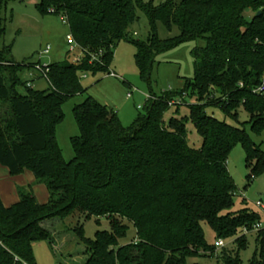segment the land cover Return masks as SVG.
I'll list each match as a JSON object with an SVG mask.
<instances>
[{"label":"trees","instance_id":"obj_1","mask_svg":"<svg viewBox=\"0 0 264 264\" xmlns=\"http://www.w3.org/2000/svg\"><path fill=\"white\" fill-rule=\"evenodd\" d=\"M7 1L0 0V38ZM36 8L41 16L65 18L79 55L47 64L49 89L24 84L26 94H21L18 73L40 61L17 63L10 46L0 48V107L7 106L5 114L0 112V165L10 175L30 171L49 193L47 202L39 203L31 186H18L17 202L5 206L0 198V264H36L33 243L53 242L42 222L74 212L109 220V230L94 239L86 238L82 227L76 230L85 248L83 264H203L189 260L214 256L215 264H241L244 230L256 234L248 264H264V226L254 230L261 215L247 208L231 211L237 186L227 169L230 151L241 144L250 169L247 178L254 179L264 173V150L243 126L206 110L217 107L236 120L242 107L251 129L264 131V94L252 91L264 75V0H166L159 6L142 0H40ZM247 8L256 11L250 20L243 14ZM138 9L150 24L145 41L129 35ZM156 22L179 33L161 40ZM122 39L135 46V62L146 80L159 53L183 41L203 39L205 45L192 49L194 74L184 86L151 93L146 113L130 126L92 96L76 104L72 111L79 134L71 138L73 158L65 161L55 137L64 117L62 104L85 92L82 73H110L113 47ZM174 100L186 104L201 137L199 147L189 145L184 118L164 121L168 102ZM120 219L135 228V237L125 244L119 240L128 226ZM203 222L217 239H233L235 249L222 247L215 254Z\"/></svg>","mask_w":264,"mask_h":264},{"label":"rangeland","instance_id":"obj_2","mask_svg":"<svg viewBox=\"0 0 264 264\" xmlns=\"http://www.w3.org/2000/svg\"><path fill=\"white\" fill-rule=\"evenodd\" d=\"M40 0H8L1 9V17L4 19L5 32L0 38V48L10 46V57L17 63L32 64L40 61V64H50L65 59L75 60L79 50L75 45L67 43V36L70 35L68 24L62 15L47 14L41 16L36 8ZM150 2L153 6H159L166 0H142ZM256 13L254 8H247L243 11L244 17L250 20ZM137 19L129 28L131 39L145 41L150 32V24L146 15L138 9ZM156 34L159 39L166 40L175 37L179 31L176 27L168 30L162 23L156 22ZM49 46V51L42 54L41 51ZM203 39L183 41L166 51L159 53L150 73L149 80L140 76L139 69L135 62V46L127 40H120L113 47V58L108 71L111 74L85 72L80 75V85L85 92L69 98L62 104L63 120L55 127V137L62 157L70 161L74 156L71 145V138L78 136L79 129L73 116V107L82 103L87 95L92 96L98 102L112 108L117 114L123 126H130L134 120L146 113L150 94L156 96L163 91L177 90L184 86L186 78L194 74V58L191 51L194 47L204 46ZM96 55V54H95ZM3 65V64H2ZM0 65V66H2ZM3 69V68H2ZM4 71V70H3ZM33 75V76H32ZM22 85L18 86L21 94H26L24 84H30L32 90H47L49 83L36 71L25 67L18 73ZM129 95V96H128ZM186 103H191L190 96L185 97ZM175 104L164 113V121L171 117L184 118L187 131V141L192 147L201 145L199 136L194 124L189 118V110L186 104ZM1 114L7 112V106L0 107ZM207 112L218 120H225L227 123L243 126L250 139L262 150H264V131L256 133L251 129L247 121L249 114L239 107L236 120L225 116L217 108L209 106ZM228 173L233 179L237 190L234 197V205L231 211H239L247 208L261 215L264 224V173L249 179L250 169L246 166L245 152L241 144L235 145L230 151L227 159ZM242 199L245 201L242 202ZM257 201L262 206L256 204ZM98 220V222H97ZM121 224H127L126 237L119 240L125 244L135 237V228L131 222L120 219ZM42 225L49 229L53 235V242L50 245L46 241H37L33 244V255L36 264H83L86 256L83 254L84 244L77 237V229L82 227L83 235L86 238L94 239L97 232L109 230V220L106 217L86 218L79 212L67 215L63 218H54L42 222ZM204 236L209 244L217 239L211 227L202 223ZM246 235L245 248L239 252L241 264H248L249 259L256 251V234L253 230L242 232ZM233 239L222 240L223 245L216 248V253L222 247L228 250L235 249ZM190 262L203 264H215V256L212 258L200 257L190 259Z\"/></svg>","mask_w":264,"mask_h":264},{"label":"crops","instance_id":"obj_3","mask_svg":"<svg viewBox=\"0 0 264 264\" xmlns=\"http://www.w3.org/2000/svg\"><path fill=\"white\" fill-rule=\"evenodd\" d=\"M18 186H31L38 202H47L49 193L46 186L43 183L37 182L30 171L25 170L21 174L10 175L8 169L0 165V198L5 206L18 201Z\"/></svg>","mask_w":264,"mask_h":264},{"label":"built area","instance_id":"obj_4","mask_svg":"<svg viewBox=\"0 0 264 264\" xmlns=\"http://www.w3.org/2000/svg\"><path fill=\"white\" fill-rule=\"evenodd\" d=\"M65 21V20H64ZM67 43L71 46V45H75L76 47H77V44H76V42H75V40H74V38L72 37V35L70 34V35H68L67 36ZM49 46L47 45L46 47H45V49H43L42 51H41V53L42 54H46L48 51H49ZM32 70L33 71H36L38 74H42V76L43 77H46V71L48 70V68H47V64H40V63H36L34 66H33V68H32ZM109 74H111L112 76L114 75L113 73H109ZM28 86H30V84L28 83L27 84ZM254 93H256V94H264V75H263V77H262V80H261V82H260V84H258L253 90H252ZM129 96V95H128ZM177 101H169L168 102V105L170 106V105H172V104H175ZM256 204L257 205H259V206H262V203L260 202V201H257L256 202ZM262 226H264V224H262V223H258V224H256L255 226H254V230H256V229H258V228H260V227H262ZM246 230H244L243 232H245ZM223 245V243H222V239H217V240H215V242H214V246L216 247V248H218V247H221Z\"/></svg>","mask_w":264,"mask_h":264},{"label":"water","instance_id":"obj_5","mask_svg":"<svg viewBox=\"0 0 264 264\" xmlns=\"http://www.w3.org/2000/svg\"><path fill=\"white\" fill-rule=\"evenodd\" d=\"M257 14H260V11H258Z\"/></svg>","mask_w":264,"mask_h":264}]
</instances>
